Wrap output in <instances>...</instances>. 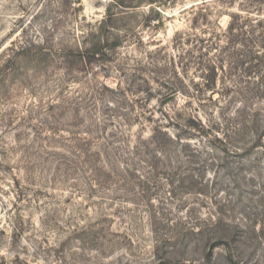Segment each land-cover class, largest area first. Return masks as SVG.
<instances>
[{
  "label": "rangeland",
  "instance_id": "obj_1",
  "mask_svg": "<svg viewBox=\"0 0 264 264\" xmlns=\"http://www.w3.org/2000/svg\"><path fill=\"white\" fill-rule=\"evenodd\" d=\"M262 38L264 0H0V264H264Z\"/></svg>",
  "mask_w": 264,
  "mask_h": 264
},
{
  "label": "trees",
  "instance_id": "obj_2",
  "mask_svg": "<svg viewBox=\"0 0 264 264\" xmlns=\"http://www.w3.org/2000/svg\"><path fill=\"white\" fill-rule=\"evenodd\" d=\"M242 27L241 26H238L236 23H235V18H233L232 19V23L230 24V27H229V31H228V35L229 36H235L236 34H235V32H239L240 33V35H242V34H244L243 32H242ZM235 34V35H234ZM261 43V52H262V55H264V38H262V41L260 42ZM257 53V54H256ZM256 53H254L252 50L251 51H248V56H245L247 59H245L246 60V62H247V60H249L250 62H255V61H257V62H259L260 61V57H259V54H260V52H256ZM235 53H234V55H232V56H230V58L231 59H234L235 58ZM244 57V58H245ZM261 62V61H260ZM252 68L253 69H256V71H257V68H261V70H263L264 69V66L261 64H259L258 63V65H256V66H252ZM263 68V69H262ZM246 128H248V127H246Z\"/></svg>",
  "mask_w": 264,
  "mask_h": 264
}]
</instances>
